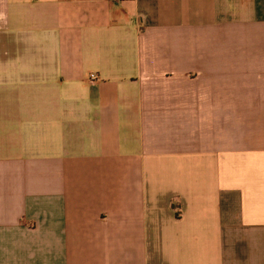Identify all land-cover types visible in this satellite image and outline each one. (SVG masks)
Wrapping results in <instances>:
<instances>
[{"label": "crops", "instance_id": "crops-1", "mask_svg": "<svg viewBox=\"0 0 264 264\" xmlns=\"http://www.w3.org/2000/svg\"><path fill=\"white\" fill-rule=\"evenodd\" d=\"M0 264H264V0H0Z\"/></svg>", "mask_w": 264, "mask_h": 264}, {"label": "built area", "instance_id": "built-area-1", "mask_svg": "<svg viewBox=\"0 0 264 264\" xmlns=\"http://www.w3.org/2000/svg\"><path fill=\"white\" fill-rule=\"evenodd\" d=\"M97 79V75L96 74H91L90 75V80L91 81H95Z\"/></svg>", "mask_w": 264, "mask_h": 264}]
</instances>
